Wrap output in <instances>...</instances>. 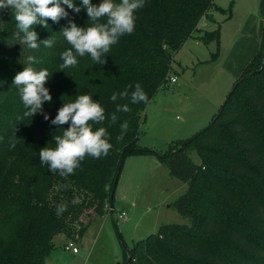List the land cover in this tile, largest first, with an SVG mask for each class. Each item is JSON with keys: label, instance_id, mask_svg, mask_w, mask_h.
Wrapping results in <instances>:
<instances>
[{"label": "trees", "instance_id": "1", "mask_svg": "<svg viewBox=\"0 0 264 264\" xmlns=\"http://www.w3.org/2000/svg\"><path fill=\"white\" fill-rule=\"evenodd\" d=\"M64 7L67 17L49 19L46 28L37 26L40 40L55 41L51 47L41 43L38 49L13 39L14 14L0 10V264H47L56 236L64 234L79 243L95 218L114 213L111 193L125 159L153 152L138 144L141 114L160 89L176 82L175 53L191 36L220 44L221 22L214 20L213 10L228 18L233 14L232 4L225 9L215 0H145L135 12L134 31L111 46L104 63L86 54L76 66L61 69L60 53L70 45L60 30L69 21L85 27L91 23L84 9ZM204 20L214 28H201ZM262 40L216 121L211 124L218 113L189 143L180 141L169 152H156L171 174L188 185L176 207L191 223L161 225L157 233L127 248L122 264H264V28ZM28 55L36 56V66L50 73L46 87L52 101L42 110L48 120L42 113L25 117L19 93L11 86L23 70L20 59ZM137 83L147 102H131ZM125 90L127 97L110 99ZM85 93L105 108L102 126L110 133L112 147L99 158L86 155L73 174L63 177L41 163L39 151L46 144L54 146L52 137L62 134L51 119L63 102ZM117 104H128L129 111L116 112ZM125 121L127 132L118 139ZM61 205L66 210L58 215Z\"/></svg>", "mask_w": 264, "mask_h": 264}, {"label": "rangeland", "instance_id": "2", "mask_svg": "<svg viewBox=\"0 0 264 264\" xmlns=\"http://www.w3.org/2000/svg\"><path fill=\"white\" fill-rule=\"evenodd\" d=\"M215 2L225 9L232 4L233 9L230 18L227 13L213 10L222 25L220 44L191 36L175 53L172 75L176 82L169 81L160 89L141 114L138 144L153 152L133 154L125 159L116 186L114 213H106L89 224L79 242V254L65 250L64 234L56 236L53 251L63 264L68 260H71L69 264H122L124 251L157 233L161 225L191 223L176 207L177 199L188 185L171 174L156 152L173 150L178 142L210 124L236 80V73H231L227 66L234 46L242 45L240 29L250 14H256L259 36L264 22L262 0ZM192 158L200 160L196 153H192ZM123 211L127 212V218L121 217ZM55 262L50 258L47 264Z\"/></svg>", "mask_w": 264, "mask_h": 264}, {"label": "clouds", "instance_id": "3", "mask_svg": "<svg viewBox=\"0 0 264 264\" xmlns=\"http://www.w3.org/2000/svg\"><path fill=\"white\" fill-rule=\"evenodd\" d=\"M65 5L75 12L84 9L91 23L85 27L69 21V26L60 30L63 39L70 45L60 53L63 61L61 69L76 66L78 58L85 57L86 54L97 64L104 63L105 54L110 51L111 46L122 35L134 31L135 12L144 7L145 0H99V3H93V0H79V3L77 0H0V10L8 8L14 14L16 30L13 39L28 49H38L41 43L45 47L53 45L55 41L51 37L40 40V33L36 29L37 26L46 28L49 19L58 22L67 17ZM20 63L23 64V70L15 74L11 86H15L23 102V115L32 118L35 114L42 113L45 120H48L49 115L42 110L46 102L52 101L51 92L46 87L50 79L49 70L37 67L39 60L33 55L26 56L23 61L20 59ZM2 86L3 82L0 81V87ZM128 95L127 90L114 92L110 99L116 101L118 97L122 99ZM147 100L146 93L137 83L131 93V102ZM120 111H129L128 104H117L116 112ZM105 119V108L91 94H80L74 100L64 101L51 119V124L62 129V134L52 137L54 146L46 144L40 148L41 163L47 165L50 171H58L61 176L68 177L80 167L86 155L94 158L107 155L112 144L109 142L110 133L102 126ZM110 119L115 123L116 114H111ZM64 124H68V127L64 128ZM95 125L101 126L94 127ZM120 127L122 131L118 139H122L127 132L128 123L125 121ZM65 210L66 206L61 205L57 214Z\"/></svg>", "mask_w": 264, "mask_h": 264}, {"label": "crops", "instance_id": "4", "mask_svg": "<svg viewBox=\"0 0 264 264\" xmlns=\"http://www.w3.org/2000/svg\"><path fill=\"white\" fill-rule=\"evenodd\" d=\"M218 5H220V4H218ZM262 6L264 9V0H262ZM213 17H214V20H217L215 17V14L213 15ZM256 17H257L256 14H250L248 16L245 24L240 29V36H241L240 41H242L241 42L242 45H241V47L240 46L239 47L234 46L235 51L233 52L232 56L228 60L229 65L227 66L228 67L227 69L230 68L231 73H233V71H234V73H236V75H237L236 78L241 74L244 67L248 64V62L252 59V57L259 51L260 46H261L260 38L262 40L264 22H263L262 30L260 27V32H259V36H258V27H257V25H256L257 23L255 21ZM201 28L209 29V30L213 29L214 28L213 22H211L209 20H204L201 24ZM221 29H222V25H221ZM260 34H261V37H260ZM221 35H222V30H221ZM236 41H239V40H236ZM249 43L251 44L250 46H249ZM245 44H246V46H245ZM67 241H68V239L66 237H64L62 245L64 246L67 243ZM77 245L79 246V243H77ZM80 251L78 253H73V252H71V253L79 254ZM68 252H70V251H68ZM51 258H53V262L56 261L55 262L56 264H63L61 262V260L59 259L56 251H52ZM70 262H71V260L67 261L68 264Z\"/></svg>", "mask_w": 264, "mask_h": 264}, {"label": "water", "instance_id": "5", "mask_svg": "<svg viewBox=\"0 0 264 264\" xmlns=\"http://www.w3.org/2000/svg\"><path fill=\"white\" fill-rule=\"evenodd\" d=\"M254 73H255V72H254ZM227 101H228V98H226L225 102L223 103L222 107L220 108L218 114L216 115V117L214 118V120L212 121L211 124H213V123L216 121V119L222 114V112H223V110H224V107H225ZM203 130H204V129H202L201 131H203ZM201 131H200V132H201ZM200 132L196 133L195 135H193V136L190 137L189 139L185 140L181 145H184V144L189 143L191 140H193L194 138H196ZM116 185H117V184L115 183V184H114V187H113V190H112V193H111V203H110L111 208H113V205H114V201H113V199H114V195H115V191H116ZM127 263H128V261H127L125 264H127Z\"/></svg>", "mask_w": 264, "mask_h": 264}, {"label": "built area", "instance_id": "6", "mask_svg": "<svg viewBox=\"0 0 264 264\" xmlns=\"http://www.w3.org/2000/svg\"><path fill=\"white\" fill-rule=\"evenodd\" d=\"M121 217L127 218V212L123 211ZM66 251H70L73 253H78L80 251L79 246L77 245L75 240H68L67 243L64 245Z\"/></svg>", "mask_w": 264, "mask_h": 264}, {"label": "bare ground", "instance_id": "7", "mask_svg": "<svg viewBox=\"0 0 264 264\" xmlns=\"http://www.w3.org/2000/svg\"><path fill=\"white\" fill-rule=\"evenodd\" d=\"M263 41V40H262ZM251 62V61H250ZM171 76V75H170Z\"/></svg>", "mask_w": 264, "mask_h": 264}]
</instances>
